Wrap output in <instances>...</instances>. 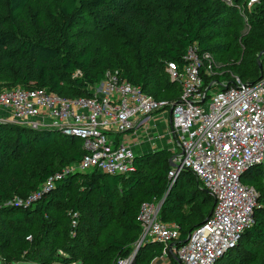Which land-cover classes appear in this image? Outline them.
<instances>
[{"label":"trees","instance_id":"16d2710c","mask_svg":"<svg viewBox=\"0 0 264 264\" xmlns=\"http://www.w3.org/2000/svg\"><path fill=\"white\" fill-rule=\"evenodd\" d=\"M30 1L0 0V92L19 87L45 90L72 100L92 98L93 88L108 72L117 71L155 100L171 95L174 99L170 102H175L181 96V87L169 78L166 69L171 62L182 66L190 47L196 46L199 53L212 54L230 63L228 54L234 47L223 41V30L231 20L232 10L248 20L249 32L236 39L243 51L239 64L230 67L234 79L226 71L227 66L218 64L214 79L229 85L235 79L248 84L261 79L258 58L264 57V0H257L250 7L251 0H231V3L224 0H59L61 20L26 33L21 30L19 19ZM88 27L109 31L120 47H108L104 56L96 57L87 47L78 49L70 41V33L77 29L81 36L87 33ZM32 150L41 152L43 169L33 176L38 187L63 168L79 163L85 155L78 140L63 137L57 131H33L0 124V172L8 168L12 158ZM170 155L163 150L136 157V172L129 176H108L95 170L85 172L94 179L80 192L83 202L93 194L114 205L122 195L131 201L120 207L121 233L107 235L98 246L94 235L88 231L77 232L64 248L68 256L90 264H119L128 259L142 231L141 206L163 200L159 218L179 228L176 246L185 244L190 234L211 216L215 202L190 171L180 174L176 181L170 178ZM152 160L155 171L143 174L141 164ZM260 167L242 177L243 184L258 192L254 224L243 234L237 247L216 264H264V181L259 178ZM61 183L55 186L59 191L63 190ZM133 191L138 192L137 199L132 198ZM58 200V195L50 194L44 205L63 209ZM7 202L1 191L0 262L3 263L7 258L5 252L13 244L8 223H19L30 231L33 216L40 214V221L44 216L30 208L7 206ZM74 210L77 213V207ZM49 235L27 236L34 237L33 253L22 257L23 264L53 257L47 253L51 247L47 241ZM161 253L160 245L148 243L140 248L132 264H151ZM172 264H175L174 258Z\"/></svg>","mask_w":264,"mask_h":264},{"label":"built area","instance_id":"2783aa9c","mask_svg":"<svg viewBox=\"0 0 264 264\" xmlns=\"http://www.w3.org/2000/svg\"><path fill=\"white\" fill-rule=\"evenodd\" d=\"M231 3V0H224ZM257 0H251L249 7ZM212 54L190 47L180 66H167L169 78L180 85L175 102L157 101L116 72L93 88L92 98L68 99L45 90L23 88L0 92V111L8 112L17 126L33 131H57L78 140L85 155L77 164L48 178L23 205L28 209L43 199L66 175L98 171L108 176L136 172L135 147L155 149L162 137L150 125L157 114L169 116L170 178L190 171L214 199L211 216L195 229L185 244L176 246L179 228L160 220V203H145L139 212L141 235L132 255L119 264H132L138 249L148 243L162 247L151 264H216L237 247L254 224L258 192L243 184L250 170L264 166V57L261 79L255 84L239 79L218 83ZM73 225H77L76 218ZM28 237V240H31ZM171 264V263H169Z\"/></svg>","mask_w":264,"mask_h":264},{"label":"rangeland","instance_id":"374dc122","mask_svg":"<svg viewBox=\"0 0 264 264\" xmlns=\"http://www.w3.org/2000/svg\"><path fill=\"white\" fill-rule=\"evenodd\" d=\"M59 0H31L28 4L24 14L19 19V26L22 31L28 33L32 32L36 28L43 24H47L51 21H60L58 11ZM238 12L231 11V20L228 26L223 30L224 42L231 43L234 50L228 54L230 57V63L228 64L224 58L215 57L216 62L219 66H227L226 71H230V67L235 64L238 65L240 62V53L243 51L240 49V41L236 39L247 35L248 20L243 15H238ZM86 19V17L84 18ZM74 29L70 33V41L73 42L78 49L86 48L97 55H105L108 47H115L118 49L120 46L118 42L113 38L109 31H96L93 28L88 27L85 31L86 34L79 36ZM222 57V56H221ZM218 59V60H217ZM231 77H233V72ZM234 79V77H233ZM174 96H164L161 101H171ZM165 114V112H164ZM170 127V119L168 117L167 122ZM0 124H17L13 121L11 115L6 111H0ZM168 127V129H169ZM71 143V142H69ZM171 150V149H170ZM168 151L171 155L170 160L173 158V152ZM38 150H32L28 153H21L17 158H12L8 168L4 172H0V192L4 193L7 199L6 205H25L29 197L36 192L40 187L36 185V181L33 178L37 171L43 169L41 157ZM153 162H147L141 164V171L143 174L151 173L155 171ZM63 168L60 172L65 170ZM59 173V172H58ZM57 174V173H56ZM259 178L264 181V166L259 168ZM94 176L85 172H74L66 175L60 182L63 190L59 191L56 187L49 193L58 195L62 204L63 209H58L55 206L44 205L48 193L40 201L29 205L30 209L44 213L42 221H40V214H35L32 218V229L26 231V228L19 223H8V227L12 233V248H9L5 254V262L0 264H23L22 257L27 254L33 253L32 240L28 241V235H37L38 237H45L50 234L47 241L51 243V247L48 248V255L51 254L53 257L46 258V260L35 262L32 264H90L87 261H80L72 259L64 251L66 244H68L72 237L77 234H81L83 231L91 233L98 240V246L101 245L103 239L109 234H119L122 228V216L120 214V207H123L125 203H129L130 198L126 199L122 195L118 202L113 203L107 202L103 198L96 196L95 194L90 195L86 202H83L80 198V192L83 190L87 183H92ZM133 199L138 198V192L133 191ZM159 205V203H156ZM77 207V213L74 210ZM187 209V208H186ZM76 218L77 225H73V220ZM17 237L22 238L24 241H19ZM27 237V241L25 238ZM137 247V244L136 246ZM134 247V250H135ZM140 249H138L139 251ZM58 259H62L63 262H59ZM166 264H172V258L165 261Z\"/></svg>","mask_w":264,"mask_h":264},{"label":"crops","instance_id":"0c3cea01","mask_svg":"<svg viewBox=\"0 0 264 264\" xmlns=\"http://www.w3.org/2000/svg\"><path fill=\"white\" fill-rule=\"evenodd\" d=\"M168 115L165 113V114H157L156 116H154L152 118V122H151V126L152 128L154 127V132L155 134H158L159 136H161L162 138L159 139L157 141V146L155 149H151L149 148L148 146L146 147H143L142 149L139 148V145H137V142H136V139H134L133 137H130L129 138V142L130 144H132L135 149H136V152L138 154L137 157H140V156H143V155H146V154H149V153H155V152H159V151H163V150H169L170 147H171V139H170V136L167 132L168 130V127H169V124L166 123L167 120H168Z\"/></svg>","mask_w":264,"mask_h":264},{"label":"water","instance_id":"95a60500","mask_svg":"<svg viewBox=\"0 0 264 264\" xmlns=\"http://www.w3.org/2000/svg\"><path fill=\"white\" fill-rule=\"evenodd\" d=\"M262 55L259 56L258 58V66H259V69L260 71H262V59H261ZM164 203V200L160 203V207L163 205Z\"/></svg>","mask_w":264,"mask_h":264}]
</instances>
